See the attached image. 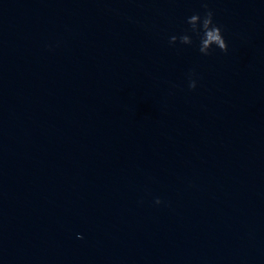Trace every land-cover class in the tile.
Instances as JSON below:
<instances>
[{
	"label": "water",
	"instance_id": "1",
	"mask_svg": "<svg viewBox=\"0 0 264 264\" xmlns=\"http://www.w3.org/2000/svg\"><path fill=\"white\" fill-rule=\"evenodd\" d=\"M0 264H264V0H0Z\"/></svg>",
	"mask_w": 264,
	"mask_h": 264
},
{
	"label": "clouds",
	"instance_id": "2",
	"mask_svg": "<svg viewBox=\"0 0 264 264\" xmlns=\"http://www.w3.org/2000/svg\"><path fill=\"white\" fill-rule=\"evenodd\" d=\"M203 7L205 8V12L203 15L201 13L196 12L187 19V23L189 28L185 31V33L177 36L172 35L170 37V44H175L179 41L184 45H192L195 39L199 40V51L204 55H212L215 45L223 52H227L229 45L225 39L223 34L222 27L215 22L214 11L208 7L206 2L203 3ZM191 33V34H189ZM197 85V81L195 79L190 78L189 80V88L195 89ZM157 204L162 203L160 198H157L155 201Z\"/></svg>",
	"mask_w": 264,
	"mask_h": 264
}]
</instances>
